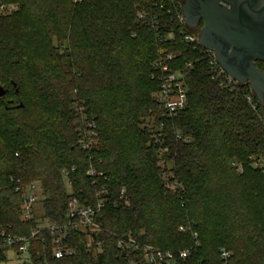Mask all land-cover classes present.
<instances>
[{"label":"trees","instance_id":"trees-1","mask_svg":"<svg viewBox=\"0 0 264 264\" xmlns=\"http://www.w3.org/2000/svg\"><path fill=\"white\" fill-rule=\"evenodd\" d=\"M0 3L18 5L0 15V84L7 87L0 98V223L27 235L37 224V217L21 218L9 175L40 184L43 217L53 223L67 221L71 196L90 205L105 189L110 199L97 228L70 231L72 256L54 258L50 234L35 235L34 264H128L133 254L121 253L116 240L129 233L161 250L190 249L176 264H222L220 249L230 254L226 264H264V168L254 164L264 155V105L248 83L230 90L211 80L207 53L177 23L178 0ZM167 54L172 59L162 62L184 73L187 85V105L171 118L155 100V63ZM257 66L264 71V62ZM76 107L96 123L90 153L78 146ZM146 117L151 127L141 129ZM160 153L173 161L171 180L181 190L162 181ZM90 161L104 173L95 184L86 175ZM61 169L70 171V194Z\"/></svg>","mask_w":264,"mask_h":264},{"label":"built area","instance_id":"built-area-1","mask_svg":"<svg viewBox=\"0 0 264 264\" xmlns=\"http://www.w3.org/2000/svg\"><path fill=\"white\" fill-rule=\"evenodd\" d=\"M79 3L82 0H72ZM180 10L176 12L175 18L177 23L183 27L185 40L192 44L199 45L208 55V72L212 81L219 82L221 87H227L234 90L240 83L228 75L218 63L214 53L203 48L198 42L199 27H190L186 24L182 13L183 0H178ZM18 9L16 3H0V15L7 16ZM138 17L143 18L144 13L138 12ZM154 22V18H153ZM172 34H168L171 38ZM172 54H167L164 59H160L155 64L160 68L158 74L159 91L155 95L158 111L161 116L175 117L187 105V85L185 75L181 71L170 69L163 62L172 59ZM163 61V62H162ZM190 66V64H188ZM250 88V87H249ZM251 90V89H250ZM252 92V90H251ZM248 103L255 108L252 93L246 95ZM77 120L75 122L76 131L78 133V146L80 149L90 153L96 146L98 141V131L93 117H89L82 112L79 107L75 108ZM151 112V109H149ZM179 139L180 135L176 134ZM254 163L264 168V155L254 159ZM233 164L235 160H233ZM239 168L240 165L236 164ZM74 168H71L73 171ZM69 170L61 169L60 173L64 179L68 193H71V182L69 180ZM103 172H97L92 161L88 164L86 175L91 179L92 184L97 182V178L102 176ZM166 176V175H165ZM6 185L10 190L17 193L19 198L20 216L25 221H30L37 217L35 230L30 234L17 233L13 224L0 223V264H34L30 253L31 240L40 231L46 230L51 236V254L54 258L59 259L75 254V249L68 243V236L71 230L97 228V215L110 199L106 197L107 192L101 189L96 193L97 201L94 204L84 205L76 197H70L67 203V221L65 223H53L46 217L37 215L35 212V204L38 203L39 196L43 195L40 184L34 182H23L18 176L9 175ZM169 191L175 192L181 187L169 180L166 182ZM3 187L0 186V190ZM181 190V189H180ZM120 198L126 196L125 189L122 188L119 193ZM113 206L117 205L116 200H111ZM127 202V200H125ZM183 230V227L179 228ZM192 236L197 239V233L193 232ZM197 244V241H195ZM116 247L121 253L133 254L128 264H176L177 260H187L191 255L190 249H179L176 252L171 250H161L152 244L142 243L132 234L123 235L117 238ZM229 252L220 249V257L226 264Z\"/></svg>","mask_w":264,"mask_h":264},{"label":"water","instance_id":"water-1","mask_svg":"<svg viewBox=\"0 0 264 264\" xmlns=\"http://www.w3.org/2000/svg\"><path fill=\"white\" fill-rule=\"evenodd\" d=\"M182 13L188 26L199 27V44L264 105V71L257 66L264 62V0H183ZM6 91L0 84V98Z\"/></svg>","mask_w":264,"mask_h":264},{"label":"rangeland","instance_id":"rangeland-1","mask_svg":"<svg viewBox=\"0 0 264 264\" xmlns=\"http://www.w3.org/2000/svg\"><path fill=\"white\" fill-rule=\"evenodd\" d=\"M74 95H75V93L73 94V97H75ZM9 97H13L12 93L10 95H8V98ZM1 109H2V106L0 104V113L2 114ZM8 118H10V116L8 114L3 115L4 121L8 120ZM150 122L152 123V119L150 120L149 117H146L145 119L143 118V123L140 124L139 127L141 129H147V128L149 129L151 127ZM154 135L155 134H153L151 136L154 137ZM254 164L257 165L256 163H254ZM157 166H159L160 170L162 171L161 179L166 184V182H168L171 179V177H173V173L171 172V169L173 167V161L170 160L169 158H167L163 153H160V154H158ZM241 171L242 170L240 167L236 168V173L241 174L242 173ZM263 174H264V170H263ZM158 178H159V176H158ZM44 197H45L44 194L42 196L40 195L39 199H38V203L35 204L34 209H35V212L37 215H41L43 213L42 201H43Z\"/></svg>","mask_w":264,"mask_h":264}]
</instances>
